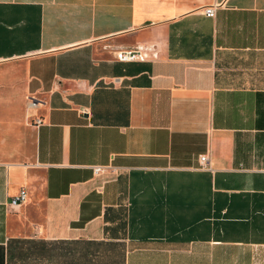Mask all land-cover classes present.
<instances>
[{"label": "crops", "instance_id": "0c3cea01", "mask_svg": "<svg viewBox=\"0 0 264 264\" xmlns=\"http://www.w3.org/2000/svg\"><path fill=\"white\" fill-rule=\"evenodd\" d=\"M17 74L0 264H264V0H0Z\"/></svg>", "mask_w": 264, "mask_h": 264}, {"label": "built area", "instance_id": "2783aa9c", "mask_svg": "<svg viewBox=\"0 0 264 264\" xmlns=\"http://www.w3.org/2000/svg\"><path fill=\"white\" fill-rule=\"evenodd\" d=\"M216 7L211 6L208 7L205 11L206 15L209 17L215 16ZM117 58L123 61H134V60H145L147 59V56L144 51V47H137V48H124L117 51L116 54ZM29 105L30 106H36L38 103H40V99H38L36 96L30 95L28 96ZM41 119H38V122H41ZM200 166L202 168L211 169L212 164L211 160L209 158L208 153H202L200 154ZM95 172L100 173L103 171V165H95L94 166ZM28 199V190L26 187H22L20 191L12 196L10 204L14 209H17L21 205H23Z\"/></svg>", "mask_w": 264, "mask_h": 264}, {"label": "rangeland", "instance_id": "374dc122", "mask_svg": "<svg viewBox=\"0 0 264 264\" xmlns=\"http://www.w3.org/2000/svg\"><path fill=\"white\" fill-rule=\"evenodd\" d=\"M16 78H17V80L14 82H0V89L11 88V89L21 90L24 86V81L22 79V75L17 74ZM3 149H5V147H3ZM2 150H0V151L2 152ZM70 247H71V245H70ZM62 248H64L63 243H61V250H62Z\"/></svg>", "mask_w": 264, "mask_h": 264}]
</instances>
